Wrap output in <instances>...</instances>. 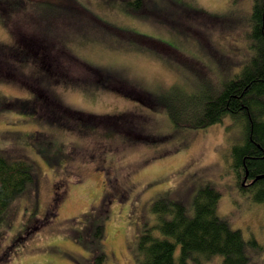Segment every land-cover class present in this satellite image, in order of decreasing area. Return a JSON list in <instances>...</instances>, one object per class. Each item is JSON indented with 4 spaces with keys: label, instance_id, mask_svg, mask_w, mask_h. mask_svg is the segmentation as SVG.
Masks as SVG:
<instances>
[{
    "label": "rangeland",
    "instance_id": "obj_1",
    "mask_svg": "<svg viewBox=\"0 0 264 264\" xmlns=\"http://www.w3.org/2000/svg\"><path fill=\"white\" fill-rule=\"evenodd\" d=\"M135 1L0 0V152L34 175L0 219V264H95L99 252L137 264L153 202L192 216L207 184L248 264H264V205L231 166L241 123L177 129L147 104L239 74L254 55L253 0Z\"/></svg>",
    "mask_w": 264,
    "mask_h": 264
},
{
    "label": "trees",
    "instance_id": "obj_2",
    "mask_svg": "<svg viewBox=\"0 0 264 264\" xmlns=\"http://www.w3.org/2000/svg\"><path fill=\"white\" fill-rule=\"evenodd\" d=\"M249 18L254 55L239 74L219 84L205 78L211 83L198 97L170 93L151 102L150 97L147 104L164 110L177 129H205L225 117L239 121L244 132L241 143L230 151L232 170L236 177L246 174L256 182L250 191L242 187L241 180L240 191L264 205V0H253ZM33 176L29 162L7 160L0 152V219L13 200L32 186ZM219 199L217 189L208 184L200 187L193 197L192 216L180 202L156 199L151 206L155 222L150 227L144 224L138 237L137 264H200L212 256L221 257L220 264H248V243L239 230L231 229L217 215ZM95 237L102 238L101 224ZM104 258L99 252L95 264H102Z\"/></svg>",
    "mask_w": 264,
    "mask_h": 264
},
{
    "label": "flooded vegetation",
    "instance_id": "obj_3",
    "mask_svg": "<svg viewBox=\"0 0 264 264\" xmlns=\"http://www.w3.org/2000/svg\"><path fill=\"white\" fill-rule=\"evenodd\" d=\"M246 177V178H245ZM237 178L238 179H240V181H241V185H242V187H244V189H247V190H250V191H252L254 188H255V181H253V180H249V178L247 177V175L246 174H239V175H237ZM244 179H246L245 181H243Z\"/></svg>",
    "mask_w": 264,
    "mask_h": 264
}]
</instances>
